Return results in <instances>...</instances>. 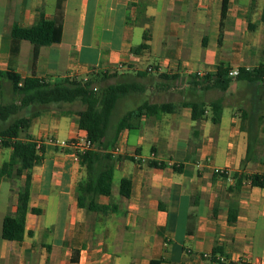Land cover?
I'll return each mask as SVG.
<instances>
[{
  "label": "crops",
  "instance_id": "obj_1",
  "mask_svg": "<svg viewBox=\"0 0 264 264\" xmlns=\"http://www.w3.org/2000/svg\"><path fill=\"white\" fill-rule=\"evenodd\" d=\"M223 2L65 0L62 39L40 47L35 62L34 44L22 40L14 48L12 27L34 26L38 9L52 20L57 0H0V72L48 82L105 76L108 85L140 86L119 100L110 140L117 122L140 105L176 106L173 113L142 114L110 146L112 195L98 198L115 210L107 214L78 206L86 168L71 149L49 142L87 137L78 126L83 106L27 108L33 121L21 139L28 134L40 143L42 159L31 171L24 240H6L3 222L17 211L27 172L2 174L13 149L0 144V264H264V187L234 176L264 175V81L234 80L223 92L195 79L220 65L264 66V0H228L225 17ZM145 34L148 48L138 51ZM218 99L219 123L209 109L196 120L182 105ZM122 179L132 182L129 198L120 195Z\"/></svg>",
  "mask_w": 264,
  "mask_h": 264
},
{
  "label": "trees",
  "instance_id": "obj_2",
  "mask_svg": "<svg viewBox=\"0 0 264 264\" xmlns=\"http://www.w3.org/2000/svg\"><path fill=\"white\" fill-rule=\"evenodd\" d=\"M228 9V0H224L222 13L225 17ZM65 13V0H57L56 11L52 20H47L43 12L38 9V19L32 27H22L15 23L12 27V38L14 48L17 43L26 40L35 45L34 60L36 62L39 48L59 43L62 39L63 23ZM149 36L145 34L144 42L138 51L148 48ZM232 69L224 65L218 66L216 73L206 75L202 78L196 77L198 84L205 89H218L227 91L234 80H245L248 82L264 81V66L254 70L241 68L236 77L229 75ZM0 77L7 79L12 88L13 95L19 101L4 104L0 102V123L8 124L0 128V136L3 137L1 146L12 148L11 159L2 167V174L9 177H21L27 172V184L23 195L19 196L18 208L15 214L5 217L2 228V237L10 241L22 242L26 234V218L29 211V195L31 184V171L33 167L41 162L40 151L37 143L31 136L26 134V140L21 139V134L31 126L32 117H26L24 112L33 105H61L80 103L83 109L77 112L78 126L87 132L88 139L96 146V150L79 154V161L87 171V179L80 182L78 186V206L89 212L107 214L112 212L110 206L98 203L100 196H111L114 178V169L110 163L112 154L109 152L111 145L116 142L119 133L132 128L133 122L138 120L142 114L158 115L161 113H173L176 106L171 103L151 104L144 103L137 109L127 112L116 125L115 136L109 138V130L112 125V117L118 102L124 96L140 90L135 83H117L114 85L100 86L105 76L91 77L88 79L62 78L55 82L37 78L35 75L23 78L16 72H0ZM184 107L192 109V117L199 120L206 109L211 111V120L219 123L222 118L224 101L218 99L207 103L184 102ZM152 167H163V164L150 162ZM178 172L181 170L176 168ZM238 183L242 178L250 180L253 186L264 187V175L234 174ZM132 190V182L122 179L120 182V195L129 198ZM38 212L39 210H33ZM115 213V210L113 211ZM218 249H214V255ZM215 259V258H213ZM216 261V260H214ZM161 260L152 261L151 264H161Z\"/></svg>",
  "mask_w": 264,
  "mask_h": 264
},
{
  "label": "built area",
  "instance_id": "obj_3",
  "mask_svg": "<svg viewBox=\"0 0 264 264\" xmlns=\"http://www.w3.org/2000/svg\"><path fill=\"white\" fill-rule=\"evenodd\" d=\"M148 72L154 73L156 72V70L153 67H150L148 68ZM238 74H239L238 70H233V71H230L229 73V75L232 77H236ZM200 75L201 74H198V76ZM3 139L4 138L0 136V144L3 142ZM49 142L63 149H71L75 153L77 159H79V154L97 149V146L88 139V136L87 137L79 136V137H76L70 140H59V139L51 138L49 139ZM37 145H38V148L41 147L40 143H38ZM118 151L119 149L115 148L113 153H116ZM226 173L227 171L225 169L215 170V174H218V175H225Z\"/></svg>",
  "mask_w": 264,
  "mask_h": 264
},
{
  "label": "rangeland",
  "instance_id": "obj_4",
  "mask_svg": "<svg viewBox=\"0 0 264 264\" xmlns=\"http://www.w3.org/2000/svg\"><path fill=\"white\" fill-rule=\"evenodd\" d=\"M106 85H108V83L103 82L100 86H106ZM15 101H19V100L16 96L13 95L11 85L1 83L0 84V102L7 104V103L15 102ZM78 106L81 107L82 105L79 103ZM7 125L8 124L0 123V128L5 127ZM6 159H8V158H6Z\"/></svg>",
  "mask_w": 264,
  "mask_h": 264
}]
</instances>
